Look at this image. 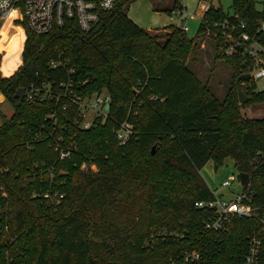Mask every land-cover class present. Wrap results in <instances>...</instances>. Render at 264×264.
Here are the masks:
<instances>
[{
	"label": "trees",
	"instance_id": "obj_1",
	"mask_svg": "<svg viewBox=\"0 0 264 264\" xmlns=\"http://www.w3.org/2000/svg\"><path fill=\"white\" fill-rule=\"evenodd\" d=\"M131 1L117 0L87 31L75 20L44 34L26 28L21 65L8 77L0 75V93L13 106L0 123V264H183L184 252L205 236L206 213L194 202L213 197L200 174L209 160L219 165L231 157L237 170L248 174L254 202L264 204V116L245 118L240 112L250 103H264V90L246 80L248 99L239 103L235 78L248 67L239 55L216 53L232 69L227 91L217 98L187 62L198 53L204 22L193 37L173 25L161 39L129 18ZM255 3L232 0V12L252 26L264 21V0L261 9ZM229 13L217 6L203 18L223 20ZM6 23L14 38L2 41L0 49L14 69L23 34L11 19ZM210 39L217 52L218 42ZM51 59L68 64L49 68ZM47 76L52 84L72 80L90 92L106 89L107 120L83 129L67 96L15 97L19 88ZM63 104L67 109L59 114ZM51 109H57V123L49 118ZM125 119L136 133L119 145L112 127ZM51 131L76 143L70 159L57 160ZM88 158L96 172L79 170ZM235 220L221 245L226 255L243 249L254 228L247 219Z\"/></svg>",
	"mask_w": 264,
	"mask_h": 264
},
{
	"label": "built area",
	"instance_id": "obj_2",
	"mask_svg": "<svg viewBox=\"0 0 264 264\" xmlns=\"http://www.w3.org/2000/svg\"><path fill=\"white\" fill-rule=\"evenodd\" d=\"M117 0H0V28L7 19L21 28L23 43L26 37V28L36 34H44L53 28L63 26L67 21L75 20L82 31L89 30L100 17L102 11L110 10ZM178 7L172 11L180 21V27L186 31L184 21L186 19V6L181 0H176ZM203 10L201 17L205 24L204 32L214 36L217 43V53L224 57L240 56L241 64L248 67V80L254 84L256 91L264 90V21L249 26L244 20H238L237 13L230 12L223 20H211L203 18L211 8L217 7L212 0H199ZM240 46V50L238 49ZM23 48V47H22ZM22 50V49H21ZM4 50L0 54H4ZM68 60L51 59L47 63L49 68L66 67ZM70 72L74 70L70 68ZM260 82L262 88H257ZM3 95V94H1ZM30 100L44 101L49 98L58 100L61 96L69 97V101L76 107L74 120L77 126L87 129L96 126L99 122L107 120L110 110V95L106 89L88 91L80 83L59 81L52 84L47 76L39 84L30 83L24 89V94ZM4 96V95H3ZM66 104L58 106L59 114L65 112ZM106 106H109L106 108ZM49 118L57 123V109H51ZM40 128H44L42 124ZM65 129V126H62ZM119 145L127 144L136 133L135 124L125 120H115L112 127ZM53 137L51 146L57 160L70 159L77 151L75 142L66 141L63 134ZM82 172H96L98 167L92 159H84L79 164ZM223 186L229 187L231 182L225 180ZM242 187V186H241ZM47 197L48 194H38ZM62 194L58 195L56 202ZM194 206L206 213L202 221L201 230L205 236L197 247L186 250L183 254V264H262L261 249L264 244V204L254 202L253 194L242 187L239 192L233 193L230 199L213 197L206 200H197ZM247 219L254 224L253 231L249 235L245 247L226 255L221 253L223 238L233 231L235 219ZM215 244L214 247L211 244ZM222 254V255H221Z\"/></svg>",
	"mask_w": 264,
	"mask_h": 264
},
{
	"label": "rangeland",
	"instance_id": "obj_3",
	"mask_svg": "<svg viewBox=\"0 0 264 264\" xmlns=\"http://www.w3.org/2000/svg\"><path fill=\"white\" fill-rule=\"evenodd\" d=\"M255 1L256 8L261 9L262 0ZM181 2L186 6V19L184 21L185 26H187L186 34L188 37H193L196 34L203 10L200 7L199 0H181ZM212 3L216 6H220L225 12L233 11L231 6L232 0H212ZM168 6L171 7V10H163V8ZM177 7L178 4L175 3L174 0H132L128 5L127 15L136 24L149 30L150 34L157 35L161 39H164L165 36L173 32V25H180V21H178L176 15L172 14L173 18L170 19L172 11ZM14 27L17 26L14 25ZM13 35L12 29L5 21L0 28V43L2 41L11 42L13 40ZM196 39L198 42V53H191L189 55L187 60L188 65L193 69L197 78L202 83L209 85L214 95L221 99L232 80L231 66L226 64L222 58L218 57L210 36L207 35V33H201ZM22 47L24 48V44ZM23 48H21L22 50L18 56L20 61L19 64L12 73L7 76H3L2 71L6 72L13 68L14 62L12 60L4 61L6 51L3 56L0 54V75L2 77L12 75L21 65ZM0 51H3V49H0ZM240 86L243 92H245V89L250 87V84L247 83L246 80H241ZM257 88H262L260 82H257ZM12 112V104L0 93V123L1 116L9 117ZM240 112L245 118L262 117L264 116V103H250L248 106L241 107ZM238 173L239 171L235 167L234 160L229 156L225 157L219 165L213 160H209L200 169V174L207 185L213 190L217 197L223 199L232 198L233 193L239 192L242 189L238 179ZM225 180L231 182L229 187L222 185Z\"/></svg>",
	"mask_w": 264,
	"mask_h": 264
},
{
	"label": "water",
	"instance_id": "obj_4",
	"mask_svg": "<svg viewBox=\"0 0 264 264\" xmlns=\"http://www.w3.org/2000/svg\"><path fill=\"white\" fill-rule=\"evenodd\" d=\"M238 49L240 50V46H238ZM250 78L249 73H242L239 74L236 79H235V85H236V90H237V95H238V100L239 103H243L248 99V95L243 92V90L241 89L240 86V81L241 80H248ZM24 94V88H19L16 92H15V97H22ZM3 96V95H2ZM109 106H106V108H108ZM154 149H155V145L152 146L151 148V152L154 153ZM238 179L240 182V185L244 188L247 187L248 183H249V176L247 173L245 172H239L238 173Z\"/></svg>",
	"mask_w": 264,
	"mask_h": 264
},
{
	"label": "crops",
	"instance_id": "obj_5",
	"mask_svg": "<svg viewBox=\"0 0 264 264\" xmlns=\"http://www.w3.org/2000/svg\"><path fill=\"white\" fill-rule=\"evenodd\" d=\"M13 26H14V25H13ZM13 34H14V32H13ZM13 38H14V35H13ZM8 43H10V42H8ZM19 62H20V61H19ZM13 67H14V66H13ZM16 67H17V66H16ZM16 67H15V68H16ZM15 68H14V69H15ZM11 69H12V68H11ZM14 69H12V71H13ZM8 71H9V70H8ZM12 71H11V73H12ZM6 72H7V71H6ZM4 73H5V72H4ZM11 73H10V74H11ZM2 75L5 76V75L3 74V71H2Z\"/></svg>",
	"mask_w": 264,
	"mask_h": 264
}]
</instances>
